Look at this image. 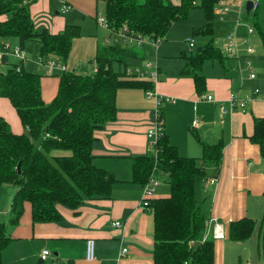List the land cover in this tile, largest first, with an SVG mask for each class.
<instances>
[{
	"label": "crops",
	"instance_id": "0c3cea01",
	"mask_svg": "<svg viewBox=\"0 0 264 264\" xmlns=\"http://www.w3.org/2000/svg\"><path fill=\"white\" fill-rule=\"evenodd\" d=\"M62 1L38 0L31 6L33 21L35 23L38 18L42 24L41 19L51 16L50 28L42 26L41 29L52 33L62 32L66 25L80 26L81 36L74 40L70 56L64 64L70 72L94 74L97 50L106 44V39L112 34L109 29V36L103 33L96 20V0H69L67 5L70 9L67 12L62 11ZM180 1L173 2L179 4ZM5 18L1 16L0 20ZM176 26L175 23L170 30ZM195 27L185 30L182 39L191 38ZM164 39L158 49L155 47V50V45L150 43L139 55L141 60L146 58V54L151 59L155 56L152 63L159 64L158 80L154 86L164 98L161 108L165 133L184 157L200 159L201 142L210 145L223 143L220 169L218 172L209 169L211 175L207 179L206 176L197 178L196 198L206 222L211 223V231L218 224V232L225 235V238L215 241V264H242L243 256L240 255L245 254L243 250H230L236 246L235 241L230 239L232 222L246 217L257 222L253 236L239 243L247 250L252 247L246 257L251 259L256 254L258 257L261 243L264 247V155L261 148L248 139L254 133V118L264 120V71L255 80H250L246 71L242 83L239 57H227L224 65L209 60L202 69L207 89L204 94L198 95L193 77L183 75L185 48L180 50L184 61L165 60L163 58H170L167 55L174 50L176 42ZM6 41L12 44L10 38ZM14 41L13 44L21 46L27 56L23 67L35 72L29 66L33 62L38 68L36 73L41 75L43 101L49 104L57 95L63 72L57 69L48 72L41 64V58L34 56L40 54V44L34 47L29 41L24 45L18 39ZM203 44L204 39L201 46ZM159 54L160 59L157 58ZM39 58L40 61L37 60ZM48 59H57V56ZM1 64L11 68L19 62L9 64L8 58ZM255 88L259 89V94L249 103L247 110L222 113V106L229 109L231 94H252ZM205 96H212L214 100H206ZM117 108V119L95 133L93 146L95 165L109 171L116 179L111 199L88 200L77 210L58 206L62 221L36 224L32 222L31 206L27 203L19 224L12 225L11 204L17 188L3 187L0 193V224L6 225L11 238L3 251V264H37L45 250L49 251L45 264H154V218L150 209L142 207L141 187L132 183V167L133 157L149 152L146 132L156 121L155 102L141 89H121L117 94ZM0 116L10 124L15 134L24 133L21 119L7 98L0 97ZM195 121H198L197 127L194 126ZM211 177L217 179L215 185H207ZM6 188H10L9 191ZM169 195V187H157L152 198ZM115 221H120L122 225L114 226ZM88 239L95 240L93 261L86 259ZM124 249L127 252H123ZM245 264H250V261Z\"/></svg>",
	"mask_w": 264,
	"mask_h": 264
},
{
	"label": "trees",
	"instance_id": "16d2710c",
	"mask_svg": "<svg viewBox=\"0 0 264 264\" xmlns=\"http://www.w3.org/2000/svg\"><path fill=\"white\" fill-rule=\"evenodd\" d=\"M37 1L0 0V17L6 16L0 20V39L17 38L22 45L37 41L42 59L57 56L66 63L81 28L66 25L60 33L37 30L31 15V6ZM224 1L228 0H181L179 4L171 0H96V20L101 15L99 2H103L112 33L127 25L130 33L162 40L175 23L186 19L192 9L200 8L206 23L193 34L202 36L205 42L201 50L184 54L183 75L193 77L196 93L202 95L207 89L204 64L212 60L224 65L228 57L215 45V9ZM255 25L264 46V30L258 22ZM139 59L135 47L105 44L98 48L94 59L98 71L63 72L57 95L49 104L43 101L39 73L24 67L17 71V65L0 72V97L10 100L25 129L15 134L0 116V193L5 186L17 188L11 204L12 225L19 224L27 203L36 224L62 221L58 206L77 210L88 200L111 199L116 179L94 163L95 133L117 119L119 90L147 92L155 88L154 81L128 73L131 62ZM115 65L120 68L115 69ZM159 117L164 119L162 109ZM248 139L264 155L263 119L254 118V133ZM201 145L200 159L184 157L165 133L156 153L133 157V184L142 187L154 172L169 179L170 195L152 198L149 205L154 218V264H215L216 240L210 236L203 241L207 219L196 198L195 184L198 177L207 176L209 169L219 171L224 145ZM257 226L248 217L234 221L230 239L245 242ZM10 240L6 225L1 223L0 264Z\"/></svg>",
	"mask_w": 264,
	"mask_h": 264
},
{
	"label": "built area",
	"instance_id": "2783aa9c",
	"mask_svg": "<svg viewBox=\"0 0 264 264\" xmlns=\"http://www.w3.org/2000/svg\"><path fill=\"white\" fill-rule=\"evenodd\" d=\"M260 7V2L258 0H255L252 2V9L254 12H257ZM70 9L69 5L63 3V12H67ZM215 12L220 15H225L230 12L229 8H216ZM97 22L100 26H104L109 31L111 32L109 28V24L104 16H100L97 19ZM240 21H238L237 24H239ZM237 26L234 25V28L230 30L227 35H226V44H225V52L227 56L230 57H236L238 58L240 56V48L242 46L245 47L247 52L249 54H253L254 50L250 47L247 46L248 42L244 39L242 42L239 41V37L237 34ZM253 29H249V33H253ZM112 34V39H106V44H122V45H137V46H143L146 43H152L155 45V47L158 49V45L160 44V39L154 40L148 37H144L141 34H134L130 33L127 25H124L121 30L118 32H111ZM187 43L189 44V47L191 49V52H194V49L196 47L195 45V40L193 38H188ZM247 46V48H246ZM12 56L16 58V60L19 62L17 64V71H20L24 64L26 63L27 56L21 46H16L12 48L9 45L6 44H0V63L7 61V59ZM41 64L44 65L48 70V72H51L52 70H60L62 72L68 71L67 66L61 62V60L57 57V59H47L44 60L41 58ZM14 66V65H13ZM12 66V67H13ZM159 64L157 62L152 63V62H147L144 66V70L136 68L134 71L128 69V73L135 75L136 78L139 79H150L154 81V83L158 80V74H159ZM98 71V68H96L95 73ZM248 78L250 80H255L257 78L256 73L253 70V66L251 62L248 63ZM240 77L242 80V83L244 82V72L239 71ZM147 97L149 99H153L155 102V113H156V121L155 123L148 128L146 134L147 138L149 140V151L151 152H157L156 146L159 140H161L164 135H165V128H164V119L159 117V113L161 111L162 104L164 102V98L161 97L156 89H152L146 92ZM259 94V89L255 88L252 92V94H245L243 96H239L238 93H233L229 97V109H227L225 106H222L221 111L222 113H227L228 111L230 112H235V111H245L248 108L249 103L254 99L255 96ZM204 99L213 101L214 98L212 96H205ZM194 126H198V121L194 122ZM160 174L158 172H154L149 181L144 184L141 187V203L142 207L150 209V201L151 198L153 197L156 188L160 185ZM217 182V179L215 177H211L207 180V185H215ZM114 226H121L122 224L120 221H115L113 223ZM211 223L206 222V228H205V233L203 237V241L208 239L210 235L212 234V237L214 240L218 239H223L225 238V235L222 233H219L217 228L218 224L215 225V228L213 232H211ZM123 252H127V249H124ZM49 256V251L45 250L43 251L41 260L45 261L46 258ZM86 259L88 261H93L95 259V240L94 239H88L86 241Z\"/></svg>",
	"mask_w": 264,
	"mask_h": 264
},
{
	"label": "rangeland",
	"instance_id": "374dc122",
	"mask_svg": "<svg viewBox=\"0 0 264 264\" xmlns=\"http://www.w3.org/2000/svg\"><path fill=\"white\" fill-rule=\"evenodd\" d=\"M140 1L142 2L144 0H140ZM173 1L176 2V0H173ZM173 1H171V2L173 4H176ZM249 1L253 2L255 0H228V1L222 2L216 8H220V9L229 8L230 13L225 14V15H220V14H217L215 12L216 16H215V24H214L215 45L221 49V51L223 52L224 55H226V52H225L226 38L225 37H226L227 33L234 28V25L237 26L236 31H237L238 37L240 38L239 41H242V39L243 40L245 39L248 42L247 46H250L254 50L253 54H249L247 52V50L245 49V47L240 48V56H239V59H237V60L239 61V64H240V70L245 72L244 76L247 75L246 71H247L249 62H251L252 66H253V70L256 73V75H258L262 70L264 71V46H263V42L261 40L259 31L255 25V22H258L264 30V0H258L260 2V7H259L258 11L254 12L252 10L249 13V16H247L246 6H247V3ZM99 5H100L99 14H101L100 16H104V9H105L104 6L105 5L103 2H99ZM46 18L47 19H41L42 24L39 21V19L36 18L35 28L37 30H39V31L42 30L41 29V28H43L42 26H46V27L50 28L49 27L51 24L50 20H52V18L49 15H47ZM238 21H240L239 24H237ZM204 22L206 23V19H205L203 11L200 8L192 9L186 19L177 22L176 23L177 26L175 27V29L170 30V32L168 33L169 35L166 37V39L168 38L167 40L171 41V39H172L173 41H175L176 46L174 47V50L171 52V54L167 55L170 58H168V59L163 58V59L172 60V61H174V59L178 60V61H184L183 60L184 58L181 56L180 50H184V48H185L187 54L191 53L190 52L191 50H190L189 44L186 41L187 40L186 37L184 39H182L185 35L183 32L185 30H188V28H190V27L192 28V27L197 26L194 28V30H195V29L199 28L200 26H203L201 24H203ZM197 24H200V25H197ZM100 27H102L101 30L103 31V33H106L108 36L110 35V32L107 30L106 27H104V26H100ZM250 28L253 29V31H254L253 33H249ZM194 30L190 35H191V38L193 37V39L196 42L197 48L195 47V49H194V51H196L201 46L204 38L202 36L194 35L193 34ZM170 33H172V34H170ZM8 38H10L12 44H10L6 41ZM108 38L112 39V35L109 36ZM14 40H17V39L13 38V37L1 38L0 44H6V45H9L12 48H14V47L18 46V45L13 44V42H15ZM163 41H165V39ZM204 42H205V39H204ZM29 43H32L34 45V47H35V45H39V43L37 41H29ZM147 45H150V43H148V44L146 43V45L144 44L141 47L137 46V45H129V46L135 47V49L138 51V53L140 55H142L143 54L142 49L146 50ZM247 46H246V48H247ZM142 47H144V48H142ZM154 48H155V46H154ZM155 50H156V48H155ZM160 55L161 54L157 55L158 59H160ZM29 56L31 57V55H29ZM34 56H36V57L38 56L41 58L40 54L34 55ZM228 57H230V56H228ZM40 58L37 60L40 61ZM44 60H46V59H44ZM15 61H17L16 58H14L12 56L9 57V64H11V62H15ZM154 61H155V56L153 57V59H151V58H148L147 54H146V58H144L143 60L139 59L135 63L131 62L132 67H130L129 69L134 71L136 68L141 67L139 69L144 70V66L147 62H154ZM210 63L213 64L212 62H210ZM3 65L4 64L0 63V67H1L0 72L1 73H5L9 69V65H4V66ZM136 65L139 67H134ZM29 66L31 67V70H33L35 72L38 71V68L34 67L33 62H30ZM119 68H120L119 65H115V69H119ZM27 70L30 71L28 68H27ZM40 70L42 71V69H40ZM40 70H39V72H40ZM24 131H25V129H24ZM64 154L68 155V152H64ZM207 173L208 174H207L205 179H207V177L211 175V173H209V171ZM159 176H160V186H158V187H161V188L169 187L170 188L169 179L167 178V176H161V175H159ZM199 181H201V180H199ZM203 184H204V182H203ZM6 187H9V186H6ZM9 189L10 188H6V191H9ZM6 193L8 194L9 192H6ZM7 199H8V197L6 196V201H7ZM210 236H212V234ZM239 243L240 242L235 241L234 245H236V246L232 247L230 250H235V252L238 250H241V251L243 250V252L245 254L240 255V256H243L242 264H245L247 261H250V264H264V247L262 246L263 245L262 243H261L260 250H259V256L257 257L256 256L257 254H256V255L252 256L251 259L248 258L249 256L246 257L245 255H249L251 250H253L252 247L249 246V249L247 250L246 246L245 247L240 246L243 244H239Z\"/></svg>",
	"mask_w": 264,
	"mask_h": 264
},
{
	"label": "water",
	"instance_id": "95a60500",
	"mask_svg": "<svg viewBox=\"0 0 264 264\" xmlns=\"http://www.w3.org/2000/svg\"><path fill=\"white\" fill-rule=\"evenodd\" d=\"M251 9H252V1H249L246 6L247 14L251 12ZM199 50H201V48H199Z\"/></svg>",
	"mask_w": 264,
	"mask_h": 264
}]
</instances>
